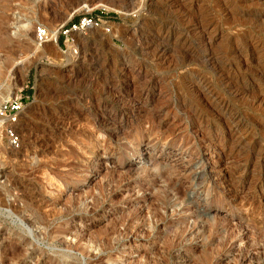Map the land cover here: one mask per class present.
Instances as JSON below:
<instances>
[{"label": "rangeland", "instance_id": "1", "mask_svg": "<svg viewBox=\"0 0 264 264\" xmlns=\"http://www.w3.org/2000/svg\"><path fill=\"white\" fill-rule=\"evenodd\" d=\"M6 89L0 264H264V0H0Z\"/></svg>", "mask_w": 264, "mask_h": 264}, {"label": "built area", "instance_id": "2", "mask_svg": "<svg viewBox=\"0 0 264 264\" xmlns=\"http://www.w3.org/2000/svg\"><path fill=\"white\" fill-rule=\"evenodd\" d=\"M114 23L115 21L105 13L104 8L100 11L91 10L79 16L78 19L69 18L67 21L58 24L56 37L52 36L48 26L37 25L35 27V39L39 46L48 42H55L64 52L66 50L78 52V33L101 28L106 34H112ZM26 97L27 95L19 90L0 103V119L3 129L8 143L15 148H19L22 144V135L18 129V124L21 120Z\"/></svg>", "mask_w": 264, "mask_h": 264}, {"label": "bare ground", "instance_id": "3", "mask_svg": "<svg viewBox=\"0 0 264 264\" xmlns=\"http://www.w3.org/2000/svg\"><path fill=\"white\" fill-rule=\"evenodd\" d=\"M112 3V2H111ZM111 3H105L104 1H101V3L100 4H98V5H104V6H106L107 8L109 7V8H113V6L111 5ZM116 8H117V6H116ZM57 34H58V32H57V29H55L54 31H53V33H52V36L53 37H56L57 36ZM49 43V42H48ZM53 44H56L55 42H53ZM12 91H10V90H4V91H0V103L4 100V99H6V98H8L9 96H11V93ZM1 120V119H0ZM2 122V121H1Z\"/></svg>", "mask_w": 264, "mask_h": 264}, {"label": "trees", "instance_id": "4", "mask_svg": "<svg viewBox=\"0 0 264 264\" xmlns=\"http://www.w3.org/2000/svg\"><path fill=\"white\" fill-rule=\"evenodd\" d=\"M74 19H78V17L76 18V17H74Z\"/></svg>", "mask_w": 264, "mask_h": 264}, {"label": "water", "instance_id": "5", "mask_svg": "<svg viewBox=\"0 0 264 264\" xmlns=\"http://www.w3.org/2000/svg\"><path fill=\"white\" fill-rule=\"evenodd\" d=\"M74 12V11H73ZM73 14V13H72Z\"/></svg>", "mask_w": 264, "mask_h": 264}]
</instances>
